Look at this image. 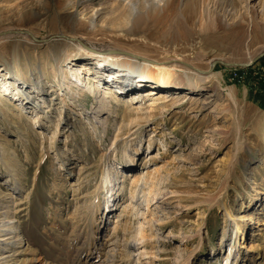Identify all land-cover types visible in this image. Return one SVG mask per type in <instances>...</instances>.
Listing matches in <instances>:
<instances>
[{"label": "rangeland", "instance_id": "374dc122", "mask_svg": "<svg viewBox=\"0 0 264 264\" xmlns=\"http://www.w3.org/2000/svg\"><path fill=\"white\" fill-rule=\"evenodd\" d=\"M65 1L26 2L24 10L33 5L42 9L43 15L29 25L39 40L63 33L81 38L87 49L133 52L148 64L169 60L170 80L189 81L192 86L173 88L138 77L131 83L120 75L118 80L103 66H97V77L98 73L79 71L78 65L85 68L79 53L58 64L41 60L48 56L45 49L36 56L28 54L20 64L31 63L20 70L26 81L19 70L13 73L15 62L0 61V97L6 99L0 108L7 111L4 107L13 99L19 108L11 111L8 106L10 115L24 117L26 129L22 143L0 118V142L12 140L10 149L17 151L13 179L19 182L10 183L0 153V220L14 217L23 236L21 246L0 240V264H264V90L261 84L254 88L251 82L240 83L230 76L253 68L264 55L248 66L218 63L209 74L198 71L208 70L215 59L245 64L264 52L261 16L247 8V0H190L199 9L209 6L210 18L215 17L210 22L203 15L199 19V14L183 12L191 18L185 36L177 24L180 8L128 22L124 18L129 0H69L71 5L78 3L82 10L75 7L74 13L83 21L91 8L100 14L93 30L73 34L47 19L67 11ZM183 2L175 0L174 5ZM145 11L143 5L140 16ZM1 54L9 56L11 49H0ZM46 68H52L53 79L41 76L42 93L33 75L27 74ZM191 68H197L202 78L194 80V73L188 74ZM92 83L99 90L96 97L88 91ZM133 85L140 90L139 99L131 97V105H119L120 89ZM107 88L115 95L105 97ZM146 88L162 94L147 95ZM166 96L169 101L161 106L149 105ZM135 102L145 113H139L142 108L134 107ZM38 111L43 117L37 118ZM34 118L41 122L34 125ZM141 135L146 142L125 166L122 162L129 158L122 151L131 138ZM124 169L151 174L147 183L135 187L131 175H122ZM142 188L150 201L140 206ZM109 196L112 212L106 216ZM241 215L253 216L241 220L246 224L244 237L237 235L231 219ZM259 216L262 224L256 229Z\"/></svg>", "mask_w": 264, "mask_h": 264}, {"label": "bare ground", "instance_id": "6f19581e", "mask_svg": "<svg viewBox=\"0 0 264 264\" xmlns=\"http://www.w3.org/2000/svg\"><path fill=\"white\" fill-rule=\"evenodd\" d=\"M26 2L28 3V0H0V26L2 24H6L4 29H2L0 27V32H2L0 34V49L1 50L11 49V54L9 56H5L4 54H1L0 61L1 62H6V61L8 62L9 60H12V62H15L16 66H14L13 73L15 74L16 69L19 70V72H17V73L19 74V77L25 78L24 81H26L27 78L25 77V73L20 72V70L24 66L30 65L31 63L29 62L27 65H20V64L24 63L26 58L29 59L28 54L31 53V54H33V56H36V55L41 54L42 49H45L46 52L47 51L49 52L48 56L41 57V60L42 61L45 60V63H47V64L51 60H53L55 63L58 64L59 61H66L71 56L79 53L80 55H82V57H84V58H82V62H83L82 64L85 65V68H83L84 66H82V65H78L77 67H78L79 71H88L91 74H93V72L98 73L97 77L99 75V70H98L97 66H99V67L103 66L104 68H106V70H108V72H110V74L112 76L114 75L118 79V76L120 75L119 77H121L122 79L127 78L131 83H135L136 81H138L139 79H135L138 77V78L146 80V82H149V81H151V79H154V81L157 83L160 82L161 84L162 83L167 84V86L170 85V87H173V88H176L178 86H180V87H191L192 86V83L189 81H183V82H177L176 83L175 81L170 80L169 77H170L172 72H171V66L167 64V61H169V60H166V63L164 62L166 65H164V63H161L158 61L156 63H149L148 64L140 58L139 54H135L133 52H120L118 54H114V51H110L109 49L108 50L107 49H97V48L87 49V48L83 47V45L81 43L83 41L81 38L75 37L73 39V38H70V36L63 34V33L48 34L43 39L39 40L36 37L38 33L36 32V30L34 29L33 26H29V25L34 24L36 22L37 18L39 16L43 15V12H41L42 9H38V7H35L33 5L31 7V9L24 10V8L27 7ZM65 2H66L65 3L66 7L68 9L67 11L65 10L63 12H58L51 17H47V19L52 23L53 26L59 27V23H61V24L65 25V28L68 30V32L73 33V34L82 33L81 31L83 29H87V30L91 31L95 28V25H96L95 18H97V16L100 15L99 10H95V8H91L90 15L87 16L86 21H83L82 20L83 18H78L77 15H75V13H74V9H75V7H78V3H74L73 5H71V1L66 0ZM250 2H252V1L247 0V3H246L247 8L252 9L253 12L257 13V15L259 17L261 16V18L263 19V22H264V0H260L256 4H254V3L251 4ZM174 3H175V0H129L127 2L128 6L125 10V12H126L125 16L126 17L124 19L127 20L128 22L129 21H136V19H134V18L140 19V18L144 17V18L153 19V18H156L161 13H165V11L171 9L172 7H175L177 9L180 8L179 9L180 13L177 12V14H180L182 17H181V19H179L177 21V24L179 25V27H181V29L183 31V35L187 36L189 31H190L189 30L190 27L188 26V22H189V20H191V18L189 16L187 17V15L185 16V14L183 12L186 11V13H187V11H190L192 14L191 16H193V17L199 14V16H200L199 19H201L204 16L206 18V20H208L210 22H212L211 18L215 17V16H212L210 18L209 15H210L211 10H210L209 6H206L205 4L203 5L202 9H199V4H197V2H196V4L195 3L191 4L190 0H184V2L182 3L181 6H175ZM143 5H146V11L143 13V16H140L141 12H139V11ZM78 10H79L78 12H80L82 9L80 7H78ZM27 27L30 28V30ZM25 31L28 34H26ZM21 41H23V42H21ZM20 43L25 44L21 48V51L18 49L19 48L18 46L20 45ZM20 52H21V54L24 53V54H22L23 55L22 58H21V56L19 57ZM21 59H23V60H21ZM42 61H40L41 65H42ZM45 63H44V68H45ZM55 63H53L52 68H55V66H54ZM229 63H234V62H229ZM242 65H243V63H235V66H242ZM235 66H232V67H235ZM52 68H50V70H48L49 68H46L45 70L48 72H45V70L43 72L37 71V70H32L30 73L27 74V77H29V78L33 75L34 78L32 80L34 81V85L38 89V91L43 93V90L45 89V83H44L43 79L41 78L42 75H45L50 80L53 79V76H51ZM81 69H87V70H81ZM191 69H193V70H191V72H189L188 74L192 75V73H194L192 75L194 80L197 78H202V76H201L202 73L203 74L211 73V71L206 72V71H209V69L203 70L204 72L202 70H198L199 72H201V74L200 73L198 74L197 68H191ZM186 71H187V69H186ZM80 74H81L80 72L78 73L79 76L77 74H75L77 76L78 82L81 81ZM87 76H88V78H90L89 77L90 75H87ZM14 77H15V75H14ZM95 78H94V80H96ZM206 78H208V76ZM58 85H60V86L63 85V82L60 80V78L58 80ZM171 85H174V86H171ZM195 85L197 86L198 83ZM143 86H146V85H143ZM97 90H98V87L95 83H92L91 86H88V91H89L91 96L95 95L94 97H96ZM137 90L140 91L139 89H137ZM2 91L3 90L0 88V93H2ZM120 91L121 92L116 95V98H122V102H119L120 103L119 105H123V106L131 105L130 102L133 101L132 99H139V96H137L138 91H136L135 85L130 86L128 89H125V90L120 89ZM144 91H146L147 95H151L153 93L159 92V91L154 92L153 88H146ZM159 93L162 94V92H159ZM110 94L115 95L113 92H111V90L109 88H107V90L105 91V95H106L105 97H107V95H110ZM2 97L3 96L1 95L0 101L1 100L6 101V99H2ZM131 97H132V99H130ZM166 97L167 98H165L164 100H156V101L152 102V104L150 103L149 105L154 104L153 109L156 107H159V106H161V103H165V102L169 101L168 96H166ZM140 99H142V98H140ZM8 100L10 102V103L9 102L8 103L12 106V109H10L11 111L19 108L18 106L16 107V104H15L13 99L9 98ZM135 104L136 105L134 107H138L137 105H140V103H136V102H135ZM10 105H8V106H10ZM8 106H6V107L3 106L5 110L8 109L7 111H4L5 113H7V112L9 113V114H6L7 116H5V113L0 108V118L2 116L4 118V120H6V122H8L11 130L15 133L16 137L22 143H24L23 137L26 136V129L24 127V117H21V116L13 117V116H11L10 115L11 112L9 111ZM138 108H142V107L139 106ZM139 113L140 114L145 113V109L142 108L141 112H139ZM37 115H38L37 118L43 117L41 111H38ZM37 118H34V120H31L34 125H36L37 123L39 124V122H41ZM137 119L140 122V120L142 119V116H138ZM153 132L150 133V136L151 135L152 136L148 139V143L150 146L153 145V143H154V135H153L154 133ZM39 138L40 137L38 136L37 132H35L34 139L38 140ZM138 138H140V139L138 140ZM0 140H1V137H0ZM143 141H145V140H143V135L138 136V137L136 136V137L131 138L129 140L126 148L122 151V155L127 154L126 156L129 159L128 160L126 159V161L122 162V164L124 163V165L126 166V165H128L129 160L135 158V155H137V152L139 153V145H142ZM42 142H43V140H42ZM12 143H13L12 140L1 141L0 142V153L2 154L1 156H2V159L4 162L3 167L8 169V175L12 177L10 180V183L15 184L16 182H18V179L17 180L15 178L13 179V177H17V171L18 170H17L15 163L18 161V159H17V155H16L17 151L10 149V147L12 146ZM23 146H24V151L26 152V154L28 156V149L26 148L25 145H23ZM148 157L149 156H147V158ZM150 159L152 160L153 158L150 157ZM146 161H148V160H146ZM132 167H134V166L132 165ZM1 169L2 168L0 167V172H1ZM129 171H131V170H125L124 169L121 172H122V175H124V176H128V175L132 176L131 183L133 185H135V187L140 182L147 183V178L151 174V172H148L145 175H141V174L137 173L136 171L134 173L130 174L131 172H129ZM122 180L125 181V178H123ZM10 189H13V187L12 188L10 187ZM131 190L133 193L134 192L136 193L134 187L131 188ZM135 193H134V196H135ZM142 193H143V195L141 198H144V199L142 201H140V203H139L140 206H142L144 202H147V204H149V201H150L149 200V192H147L144 188H142ZM1 194H2V192H0V195ZM12 198H13V196H12ZM109 200H110V196L106 202V207L108 210V212H106V214H105L106 216L109 212H112V211H109L110 210L109 209ZM239 217H240V219L237 216H231V219L235 222V228L237 229L236 230L237 235H239V236L241 235L240 237H242V236L244 237L246 224L243 223L241 220H251V219H253V216L252 215H250V216L241 215ZM103 219L105 221L106 217H104ZM103 219H101V220H100V218L98 219L99 225L102 223ZM256 221H257L256 223L259 224L256 229H259V227H261V224H262V221H260V216L257 218ZM258 233H260V232H258ZM0 240H3V242L7 240L6 241L7 244H11V245L18 244L21 246V243L23 241V236H22L21 232L19 231V222L14 220V217L6 216L0 220ZM6 242H5V244H6Z\"/></svg>", "mask_w": 264, "mask_h": 264}, {"label": "built area", "instance_id": "2783aa9c", "mask_svg": "<svg viewBox=\"0 0 264 264\" xmlns=\"http://www.w3.org/2000/svg\"><path fill=\"white\" fill-rule=\"evenodd\" d=\"M239 71L240 70L233 71L234 76L231 75L233 80H237V82L240 83L248 82L250 84L251 82L254 88H258L261 84L263 85L264 90V57L261 58V60L258 61L253 68ZM250 86L252 87V85Z\"/></svg>", "mask_w": 264, "mask_h": 264}, {"label": "water", "instance_id": "95a60500", "mask_svg": "<svg viewBox=\"0 0 264 264\" xmlns=\"http://www.w3.org/2000/svg\"><path fill=\"white\" fill-rule=\"evenodd\" d=\"M264 55V52L260 53V55H258L253 61H250L248 63L243 64L242 66H248L253 64L255 61H257L259 58H261ZM218 63L225 65L226 67H232L235 66V63H229L227 61L221 60V59H215L211 62L209 71L206 72H210L213 70V68L215 67V65H217ZM203 71V70H202ZM204 72V71H203Z\"/></svg>", "mask_w": 264, "mask_h": 264}]
</instances>
